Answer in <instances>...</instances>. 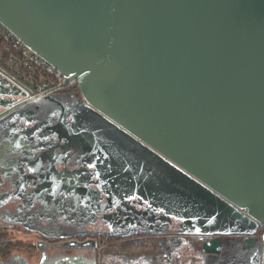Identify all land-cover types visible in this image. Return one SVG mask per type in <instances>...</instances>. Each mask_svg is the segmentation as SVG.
<instances>
[{
    "label": "water",
    "instance_id": "water-1",
    "mask_svg": "<svg viewBox=\"0 0 264 264\" xmlns=\"http://www.w3.org/2000/svg\"><path fill=\"white\" fill-rule=\"evenodd\" d=\"M0 22L76 79L115 199L190 225L206 255L244 235L264 264V231L243 228L264 229V0H0ZM15 88L0 74V124L53 99L15 105Z\"/></svg>",
    "mask_w": 264,
    "mask_h": 264
},
{
    "label": "flooded vegetation",
    "instance_id": "flooded-vegetation-1",
    "mask_svg": "<svg viewBox=\"0 0 264 264\" xmlns=\"http://www.w3.org/2000/svg\"><path fill=\"white\" fill-rule=\"evenodd\" d=\"M14 86L24 93L15 97V105L41 99L27 97ZM61 91L67 96L38 103L42 111L28 108L29 116L0 124V264H255L248 259L261 260L256 247H242L245 236L240 234L222 236L220 253L206 255L196 236L180 233L189 231L190 225L152 209L137 195L117 192L123 199H115L112 169L98 172L95 167L97 153L108 157L96 141L108 142L104 125L84 116L80 102L88 103L79 89L61 88L49 95ZM81 140L93 144L81 145ZM104 170L106 176L101 174ZM149 212L157 218L155 224L136 223ZM243 228L250 232L247 237L264 231L250 224Z\"/></svg>",
    "mask_w": 264,
    "mask_h": 264
},
{
    "label": "built area",
    "instance_id": "built-area-1",
    "mask_svg": "<svg viewBox=\"0 0 264 264\" xmlns=\"http://www.w3.org/2000/svg\"><path fill=\"white\" fill-rule=\"evenodd\" d=\"M0 74L22 88L27 97L42 98L61 88L78 89L75 78L67 80L1 22Z\"/></svg>",
    "mask_w": 264,
    "mask_h": 264
},
{
    "label": "rangeland",
    "instance_id": "rangeland-1",
    "mask_svg": "<svg viewBox=\"0 0 264 264\" xmlns=\"http://www.w3.org/2000/svg\"><path fill=\"white\" fill-rule=\"evenodd\" d=\"M67 94H68V92L67 91H61V92H59V93H57V94H53V95H51L50 97L51 98H63V96H67Z\"/></svg>",
    "mask_w": 264,
    "mask_h": 264
}]
</instances>
